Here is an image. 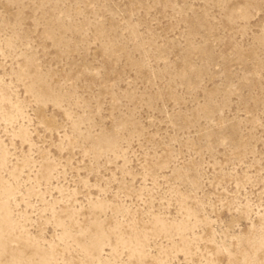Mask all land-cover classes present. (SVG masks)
<instances>
[{
    "label": "rangeland",
    "instance_id": "374dc122",
    "mask_svg": "<svg viewBox=\"0 0 264 264\" xmlns=\"http://www.w3.org/2000/svg\"><path fill=\"white\" fill-rule=\"evenodd\" d=\"M2 215L0 264H264V0H0Z\"/></svg>",
    "mask_w": 264,
    "mask_h": 264
},
{
    "label": "bare ground",
    "instance_id": "6f19581e",
    "mask_svg": "<svg viewBox=\"0 0 264 264\" xmlns=\"http://www.w3.org/2000/svg\"><path fill=\"white\" fill-rule=\"evenodd\" d=\"M11 224V219L8 216H0V238L1 243L5 249H7L10 245L8 244L9 241V228ZM100 230L101 234H105L103 227H97ZM17 247L23 248L21 245H15Z\"/></svg>",
    "mask_w": 264,
    "mask_h": 264
}]
</instances>
